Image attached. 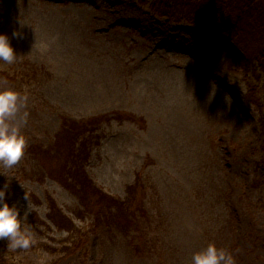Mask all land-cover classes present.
<instances>
[{"label": "rangeland", "instance_id": "1", "mask_svg": "<svg viewBox=\"0 0 264 264\" xmlns=\"http://www.w3.org/2000/svg\"><path fill=\"white\" fill-rule=\"evenodd\" d=\"M151 2L0 0V33L17 55L11 64L0 60V71H38L24 84H6L21 98L16 122L26 147L15 165H0L21 228L32 233L28 248H14L16 259L192 264L193 253L214 243L235 264H264V184L251 186L264 135L246 100L251 81L241 73L238 49L203 23L155 15ZM63 118L98 121L85 164L95 187L123 200L136 180L144 184L133 211L139 252L130 245L136 232L93 230L89 217L74 219L79 203L56 182L69 150L59 134ZM35 147L50 153L36 155ZM45 196L87 234L85 259L43 247L59 248L67 237L47 219Z\"/></svg>", "mask_w": 264, "mask_h": 264}, {"label": "trees", "instance_id": "2", "mask_svg": "<svg viewBox=\"0 0 264 264\" xmlns=\"http://www.w3.org/2000/svg\"><path fill=\"white\" fill-rule=\"evenodd\" d=\"M151 11L160 17L170 21L192 24L203 23L212 29L218 36H226L233 42L238 52L235 55L238 59L241 73L246 77L248 92L246 100L257 114V126L259 133L264 135V0H151ZM148 4L150 0H140ZM23 66L27 63L23 62ZM38 75V71L24 72L16 71L12 77L0 71V83L14 86L28 82V76ZM18 78V79H17ZM16 80V81H15ZM97 120H90L82 124L76 123L68 118L61 121L60 133L64 135L69 150L66 157L64 152V164L57 171V183L69 190L77 199L79 206L73 211L74 219L90 218V227L95 230L104 228L107 231L115 230L122 233L136 232L131 236V247L136 249L135 241L140 238V230L135 216V203L140 205L137 195L142 190L145 193V186L139 180L129 186L126 190V197L123 200L114 198L95 187L85 171V164L90 156L89 147L99 138L97 136ZM60 140V139H59ZM34 153L38 155H49L50 149L35 147ZM264 150V147L262 148ZM32 152L33 156L34 153ZM63 152L56 150V155L61 156ZM36 154V155H37ZM55 154V153H53ZM52 154V156H53ZM262 155V156H260ZM260 156V159H259ZM258 160L252 169L253 190L262 187L264 184L261 169H264V156L259 151ZM35 158V156H34ZM46 175L51 177L54 171L44 166L41 167ZM55 179V178H52ZM6 184L3 176V169L0 165V187ZM7 199L10 201V189H7ZM32 197H35L32 195ZM36 198V197H35ZM37 199V198H36ZM48 208L47 219L58 231H65L67 237L64 245L59 248L43 245L52 253L63 254L66 257L78 254L85 259L88 253V237L82 229L75 225L73 218L64 215L57 207L54 200L45 196ZM264 210V203H258ZM76 220V219H75ZM140 241V240H139ZM138 241V242H139ZM142 247L146 241H141ZM151 247H149L150 250ZM14 248L11 247L8 238H0V264H26L14 257ZM151 255V253H141Z\"/></svg>", "mask_w": 264, "mask_h": 264}, {"label": "clouds", "instance_id": "3", "mask_svg": "<svg viewBox=\"0 0 264 264\" xmlns=\"http://www.w3.org/2000/svg\"><path fill=\"white\" fill-rule=\"evenodd\" d=\"M13 36L23 38L17 32H13ZM16 57L9 36L0 33V60L11 64ZM211 98L210 95L209 100ZM20 100L19 94L10 86L6 83L0 85V162L7 167H12L21 159L26 147V138L16 122L17 113L22 107ZM7 189V184L0 187V238H8L12 248H28L32 233L29 228H21L20 211L14 203L9 204ZM192 264H235V259L228 250L209 243L193 253Z\"/></svg>", "mask_w": 264, "mask_h": 264}]
</instances>
